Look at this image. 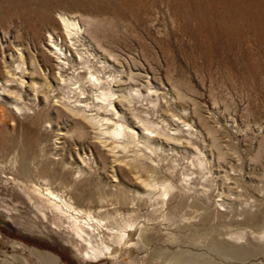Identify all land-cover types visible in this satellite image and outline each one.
<instances>
[{"label": "rangeland", "instance_id": "374dc122", "mask_svg": "<svg viewBox=\"0 0 264 264\" xmlns=\"http://www.w3.org/2000/svg\"><path fill=\"white\" fill-rule=\"evenodd\" d=\"M238 1L0 0V264H44L39 252L57 264H174L187 254L264 264V24L255 19H264V0ZM60 12L81 33L66 38L70 61L53 80L47 36L62 26ZM17 65L38 86L47 74L49 102L29 82L3 90ZM75 109L99 131L133 130L99 134L114 140L117 166L87 124L76 126ZM23 156L29 171L19 170ZM47 171L55 178L42 179ZM84 179L85 197L76 195ZM63 197L78 216L56 206ZM131 221L141 243L121 242L96 260L85 255L87 233L74 231L78 223L111 245Z\"/></svg>", "mask_w": 264, "mask_h": 264}, {"label": "bare ground", "instance_id": "6f19581e", "mask_svg": "<svg viewBox=\"0 0 264 264\" xmlns=\"http://www.w3.org/2000/svg\"><path fill=\"white\" fill-rule=\"evenodd\" d=\"M235 2H236V4H239L238 2V0H235ZM238 6V5H237ZM242 8H243V5L242 6H238V8H236V9H238V11H242ZM60 14V22L62 23V26H60V25H58V27H54V28H52L51 30H50V32L48 33V36H47V40H48V50L50 51V55H52L53 57H54V59L53 60H55V63L54 64H52V65H50V67H49V69H48V75L54 80V75H53V73L55 74V72H53L54 71V69L56 68L57 70H56V72H59V69H61L63 66H65L64 64H66V66H67V63H66V61H65V59H67V60H69L70 61V59H68V58H70V57H68V55H69V53H70V49H69V53H68V47L70 46V43H72V42H70L69 44L67 43V39L66 38H70L69 36H74V35H77L78 34V32L80 31V29H79V25H78V23H77V21L76 20H74V19H72V17L70 16V15H68L67 13H65V12H60L59 13ZM259 17V16H258ZM257 16L255 17V19H256V22H260V23H263L264 24V19L262 18L261 19V21H260V17L258 18ZM245 19V18H244ZM260 29H262V30H260ZM259 30H258V32H259V35H260V33H261V35H263L262 37H264V25H263V28H260ZM80 33H81V31H80ZM79 33V34H80ZM71 36V37H72ZM75 37V36H74ZM77 37V36H76ZM73 38V37H72ZM71 40V39H70ZM70 40H68V42L70 41ZM73 45V44H72ZM71 45V46H72ZM18 55H20V53H19V51L18 52H16ZM49 54H47V53H44V56H49ZM9 57V56H8ZM20 58H21V56H20ZM19 58V59H20ZM51 60V59H50ZM52 60V61H53ZM17 61H21V60H18L17 59ZM10 64V63H9ZM9 64H7V67H8V65ZM22 64V63H21ZM10 66V65H9ZM20 66V65H19ZM65 66V67H66ZM17 67H18V65L15 67V69H10V68H7L6 69V78L3 80L4 81V83H3V90L4 91H9V87H10V85H13V86H21V87H24V85H26L27 84V82H29V84L27 85L28 87L29 86H32V87H34V89H35V91H36V93H38L39 95H41V100L43 101V103H44V101L47 99L48 100V94H46V92H44L43 90H42V87L43 86H45L46 87V85H49L48 84V80L46 79L45 80V77H46V75L44 74V84H41L40 86H38L36 83H35V81H33L32 79L30 80V81H25L22 77H21V75H28V72H26L25 70H26V68H24V70H21V71H18L19 72V74H15V72H16V69H17ZM20 67H22V66H20ZM19 68V67H18ZM67 68V67H66ZM139 68V67H138ZM21 69V68H20ZM130 69V68H129ZM140 69V68H139ZM19 70V69H18ZM138 70V69H137ZM61 71V70H60ZM63 71H65V70H63ZM132 71V70H131ZM137 72V71H136ZM136 72H134L135 73V76H136ZM139 72V71H138ZM60 73V75H61V72H59ZM63 73V72H62ZM76 73V72H75ZM127 74V73H126ZM56 75V74H55ZM59 75V74H58ZM58 75H57V77H58ZM59 75V77H61ZM131 75H133L132 74V72H131V74H130V76ZM139 75V74H138ZM130 76L128 77V78H130ZM140 77H141V74L139 75ZM122 77V76H121ZM136 77H138V76H136ZM131 78H133V77H131ZM139 78V77H138ZM137 78V79H138ZM58 78H56L55 80H57ZM94 79V78H93ZM96 79H98V78H96ZM144 79V78H143ZM147 79L148 78H146V81H147ZM126 80V79H125ZM139 80V79H138ZM60 81V80H59ZM96 81V80H95ZM129 81V80H128ZM130 81H132V80H130ZM134 81V80H133ZM98 83H99V81H97ZM101 82V81H100ZM116 81H114V83H115ZM125 81H124V79H121V78H118V80H117V82H116V84H114V85H123V83H124ZM95 83V82H94ZM131 83V82H130ZM135 83H136V80H135ZM134 82H133V84H135ZM46 84V85H45ZM125 84V83H124ZM126 84H128V83H126ZM145 85V84H144ZM148 85H150V84H148ZM50 86V85H49ZM143 87V85L141 84V83H139V87H137V88H134V89H136V91H138V88L140 89V87ZM76 87V86H75ZM119 87V86H118ZM49 88V87H48ZM116 88V87H115ZM114 88V89H115ZM125 88V87H124ZM127 88V87H126ZM129 88H131L130 86H129ZM111 89V88H110ZM110 89H108V92H107V97H109L111 94H113L112 92H113V90H112V92L110 91V93H109V90ZM123 89V88H122ZM128 89V88H127ZM133 89V90H134ZM144 89H145V87H144ZM146 89H148V87L146 88ZM120 90H121V88H120ZM129 90V89H128ZM131 90V89H130ZM116 91H118V88H117V90ZM151 91H153L154 92V89L153 90H151ZM105 92L106 91H101V95L103 96L104 94H105ZM120 92V91H119ZM124 92H125V90H124ZM124 92H123V95H124V97H125V94H124ZM135 92V90L132 92L131 91V93L133 94ZM153 92H151L152 94H153ZM108 93H109V96H108ZM126 93V92H125ZM128 93V92H127ZM145 94H143V95H146L147 96V94L149 93V91L148 90H145V92H144ZM157 93V92H156ZM119 95V94H118ZM120 95H122V94H120ZM127 95V94H126ZM133 95H135V94H133ZM35 96H37V95H35ZM50 96V95H49ZM113 96V95H112ZM112 96H111V98H112ZM115 96V95H114ZM113 96V97H114ZM131 97V96H130ZM138 97V96H137ZM100 98H103V97H100ZM106 98V95H104V99ZM122 98V97H121ZM51 99V98H50ZM103 99V100H104ZM123 100H121L122 102L124 101V99L125 98H122ZM115 101L118 105H117V107L119 108V114L121 115H123L124 114V110H123V107L120 105V103H118V98L117 99H115V98H113V99H107V103L110 105V107H111V101ZM59 101V100H58ZM47 102V101H46ZM45 102V103H46ZM48 102H49V100H48ZM55 102L57 103V101L55 100ZM120 102V101H119ZM124 103V102H123ZM122 103V104H123ZM47 105H48V103H46ZM50 105H53L54 103H52V100H51V102L49 103ZM58 104H60V103H58ZM63 104V103H62ZM61 105V104H60ZM75 104H73V106H74ZM79 106L81 105V104H78ZM77 105V106H78ZM83 105V104H82ZM87 105V104H86ZM83 106H85V105H83ZM129 106V105H128ZM75 107V106H74ZM89 107V106H88ZM63 108V107H62ZM68 108H70V107H68ZM67 108V109H68ZM125 108V107H124ZM127 108V107H126ZM64 109H66V108H64ZM71 109V108H70ZM86 109V108H85ZM72 110V109H71ZM77 110H78V108H77ZM76 109H75V112L77 111ZM82 110V109H81ZM101 110V109H100ZM109 110H112V109H109ZM131 110V109H130ZM70 111V110H69ZM79 111V110H78ZM67 112H68V110H67ZM66 112V113H67ZM71 112V111H70ZM126 112H128V110H126ZM71 113H73V112H71ZM70 113V114H71ZM81 113V112H80ZM114 113V112H113ZM69 114V113H68ZM69 114V115H70ZM87 114V113H86ZM115 114H116V112H115ZM81 115V114H80ZM93 115V114H92ZM118 115V114H117ZM120 115H118V116H120ZM121 115V116H122ZM125 115V114H124ZM72 116V118H74V120H75V124H76V126L79 128V129H82V126H83V123H85V124H87V135H88V137L90 138V141L92 142V143H94V144H97L102 150H104L109 156H111L113 159H111L112 160V162H113V166H117V164H118V162H117V158L115 157V155H117V154H114V151L112 150V146H113V141H112V145L110 144L111 142V140L108 142V141H106L105 139H103V137H101L102 135L100 134V133H102L103 131V134L105 133V132H107V133H110V134H112V136L114 135V137L116 136L117 137V135L118 134H122L123 132L125 133V134H127L128 133V135L130 134L131 135V133H132V131L133 130H131V129H129L127 126H123V125H121V124H119V125H116V126H114L112 129H110L109 128V130H104L103 129V131H99V130H97V128L99 127V126H101V125H99V126H97V124H96V126H97V128L95 127V125H94V123L92 124V122H90V117H92L91 115L88 117V116H86L85 114L83 115H81V116H79L78 115V113L76 112V114L75 115H71ZM96 116V115H95ZM94 116V117H95ZM114 116H116V115H114ZM126 116V115H125ZM124 117V116H123ZM128 117V116H127ZM93 118V117H92ZM91 118V119H92ZM120 118V117H119ZM136 118H138V117H136ZM94 119V118H93ZM104 120V118H101L100 120ZM106 119V118H105ZM109 119V118H108ZM124 119H126V118H124ZM130 119V118H129ZM132 119H134L133 117H132ZM132 119H130V120H132ZM128 120V119H127ZM126 120V121H127ZM139 120V119H138ZM177 120V119H176ZM96 121V120H95ZM104 121H106V120H104ZM107 121H109V120H107ZM125 121V122H126ZM140 121V120H139ZM138 121V122H139ZM128 122V121H127ZM141 122V121H140ZM129 123V122H128ZM137 123V122H136ZM108 124V123H107ZM126 124V123H125ZM131 125H132V123H131ZM139 125H141V126H143L144 125V123L142 124H140L139 123ZM138 125V126H139ZM146 125V124H145ZM144 125V126H145ZM135 126V125H134ZM141 126H139L140 127V129L141 128H143V127H141ZM148 126V125H147ZM137 127V126H136ZM138 127V128H139ZM105 128H107V127H105ZM146 130H147V128H145ZM141 132H143V131H141ZM148 132V131H147ZM65 133H67V132H65V131H63V130H58V137L57 138H64V136H65ZM123 133V134H124ZM135 133V132H134ZM133 133V134H134ZM149 133V132H148ZM99 134L101 135V136H99ZM142 134V133H141ZM146 134V133H145ZM67 135V134H66ZM129 135V136H130ZM147 135V134H146ZM150 135V134H149ZM148 135V136H149ZM104 136V135H103ZM108 136H109V134H108ZM120 136V135H119ZM122 136H124V135H122ZM128 136V137H129ZM134 136V135H133ZM105 138H106V136H104ZM114 137H113V139H114ZM121 137V136H120ZM119 137V138H120ZM125 137H127V136H125ZM128 137H127V139H128ZM149 137H151V135L149 136ZM108 138V137H107ZM109 138L111 139V137L109 136ZM108 138V139H109ZM146 138H147V136H146ZM63 140V139H62ZM119 146V145H118ZM118 146H115L114 148H116V147H118ZM126 146V145H125ZM127 148V147H126ZM115 153H116V151H115ZM26 157L27 156H23L22 157V159L20 160V162H18V165H19V170L21 171V172H24V171H26V170H30L29 169V163H28V158H27V160H26ZM80 158V157H79ZM82 158V157H81ZM80 161H82V160H80ZM121 162V161H120ZM55 175L56 174H54V173H52L51 171H47V173H44L43 174V177H42V179H44V180H50V179H52V178H55ZM90 182L88 181V180H86V179H84L83 181H81V183L79 184V186H78V188H77V190H76V195H88V193L89 192H87L86 191V189L88 188L89 189V187H90ZM45 190H46V194H47V196L48 197H53V196H55L54 195V191L52 192L48 187H45L44 188ZM147 190V189H146ZM85 192V193H84ZM56 194V193H55ZM85 197V196H84ZM56 198V197H55ZM58 198H59V196H58ZM53 200H55V199H53ZM59 200V199H58ZM55 202V201H54ZM57 203V202H56ZM59 203V202H58ZM56 204V206L58 207V208H63V207H65V209H68L69 211H71L73 214H78L80 211L78 210V208H76L74 205H73V202L72 201H70L69 200V198H67V200H64V197H63V199L61 200V204L59 205V204ZM80 214V213H79ZM78 216V215H77ZM77 218V217H76ZM79 219V218H78ZM74 222H76V221H74ZM132 222V221H131ZM78 223H80V221L78 222ZM77 223V224H78ZM76 223L74 224V231L76 232V235L78 234L79 236H83L82 234H85V232L88 234V231H86V229L85 228H83V227H81V225H77ZM129 224V225H128ZM73 225V224H72ZM91 225V224H90ZM127 227L126 228H124L121 232L119 231L117 234V240H115L114 241V239H113V242H112V244L111 245H105V244H103V243H100V242H97V241H95V240H93L92 239V237H91V235H87V234H85L86 235V237L84 238V241H85V243H86V248H85V255H87L90 259H92V260H96L97 258H100V257H102V256H104V257H112L113 255H114V250H116L115 248H116V246H118L121 242H123L124 243V241H130V242H132V241H134L135 243H141V242H139L140 241V235H139V229H138V227L136 226V224H135V222H132V223H127V225H126ZM84 227H86V225L84 226ZM78 236V237H79ZM82 238V237H81ZM115 238V237H114ZM83 240V239H82ZM105 243V242H104ZM134 243V244H135ZM12 244L13 245H19V243L17 242V241H13L12 242ZM120 247V246H119ZM244 250V249H243ZM243 250H239V249H237L236 251H235V256H237V257H239V256H242L243 255V252H245V251H243ZM246 250V249H245ZM39 254V256H40V259L42 260V261H44V264H57V262H58V260H57V258L55 257V256H52L51 254H48V253H43V252H39L38 253ZM245 254V253H244ZM248 254V253H247ZM174 264H215V263H212V262H208V261H206V260H201L200 259V257L198 258L197 256H195V255H192V254H187V255H180V256H176L175 257V263Z\"/></svg>", "mask_w": 264, "mask_h": 264}]
</instances>
